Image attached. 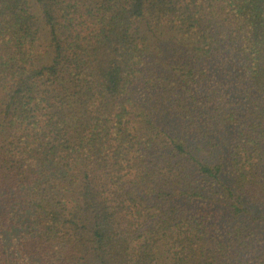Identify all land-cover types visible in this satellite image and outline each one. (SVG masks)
<instances>
[{"label":"trees","instance_id":"16d2710c","mask_svg":"<svg viewBox=\"0 0 264 264\" xmlns=\"http://www.w3.org/2000/svg\"><path fill=\"white\" fill-rule=\"evenodd\" d=\"M0 264H264V0H0Z\"/></svg>","mask_w":264,"mask_h":264}]
</instances>
